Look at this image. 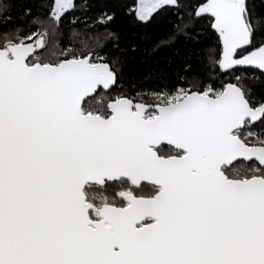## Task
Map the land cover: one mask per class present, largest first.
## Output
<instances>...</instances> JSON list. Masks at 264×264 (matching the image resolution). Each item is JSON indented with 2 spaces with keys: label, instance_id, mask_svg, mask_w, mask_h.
<instances>
[{
  "label": "snow or ice",
  "instance_id": "1",
  "mask_svg": "<svg viewBox=\"0 0 264 264\" xmlns=\"http://www.w3.org/2000/svg\"><path fill=\"white\" fill-rule=\"evenodd\" d=\"M90 8L0 0V264H264V0H140L144 75Z\"/></svg>",
  "mask_w": 264,
  "mask_h": 264
},
{
  "label": "trees",
  "instance_id": "2",
  "mask_svg": "<svg viewBox=\"0 0 264 264\" xmlns=\"http://www.w3.org/2000/svg\"><path fill=\"white\" fill-rule=\"evenodd\" d=\"M44 2V0H38ZM77 5H82L84 0H75ZM91 8L86 15L95 17L101 11L115 13V19L110 27L119 35L120 47L131 48L136 46V51H128V63L125 72L137 71L138 75H144L149 69L159 72L169 71L168 61L174 60L170 48H161L153 51L157 41L164 38L171 30L170 19H174L171 12L166 10L159 14H154L151 23H143L137 20L135 16V6L137 0H89ZM46 12V10H45ZM75 15L83 19L85 13L83 9L75 13H69L64 17V36L70 34L71 26L69 21ZM202 23H207L206 21ZM80 27L79 23L76 25ZM146 86H156L152 81L147 82Z\"/></svg>",
  "mask_w": 264,
  "mask_h": 264
},
{
  "label": "rangeland",
  "instance_id": "3",
  "mask_svg": "<svg viewBox=\"0 0 264 264\" xmlns=\"http://www.w3.org/2000/svg\"><path fill=\"white\" fill-rule=\"evenodd\" d=\"M138 3H140V0H137V3H136V5H137ZM135 7H136V6H135Z\"/></svg>",
  "mask_w": 264,
  "mask_h": 264
}]
</instances>
